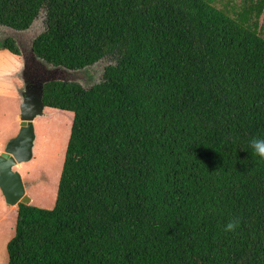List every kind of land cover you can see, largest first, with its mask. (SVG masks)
I'll return each mask as SVG.
<instances>
[{
    "label": "trees",
    "instance_id": "16d2710c",
    "mask_svg": "<svg viewBox=\"0 0 264 264\" xmlns=\"http://www.w3.org/2000/svg\"><path fill=\"white\" fill-rule=\"evenodd\" d=\"M40 15L37 60L110 63L43 83L71 125L54 203L16 204L5 264H264V0H0V25Z\"/></svg>",
    "mask_w": 264,
    "mask_h": 264
},
{
    "label": "rangeland",
    "instance_id": "374dc122",
    "mask_svg": "<svg viewBox=\"0 0 264 264\" xmlns=\"http://www.w3.org/2000/svg\"><path fill=\"white\" fill-rule=\"evenodd\" d=\"M42 16H38L26 30L0 25V40L11 36L21 51L20 56L4 48L0 50V142L18 131V81L15 71L19 68L21 57L25 61L24 54L35 62L34 57L29 54L30 41L43 29ZM36 61L32 67L38 66L43 78L74 80L84 87L98 82L104 66L110 63L108 59H102L81 70H68ZM71 120V112L45 107L44 114L33 120L34 140L30 159L13 166L21 177L30 203L38 207L51 208L54 203ZM16 212V206L6 204L0 193V264L7 261L5 244L14 232Z\"/></svg>",
    "mask_w": 264,
    "mask_h": 264
},
{
    "label": "water",
    "instance_id": "95a60500",
    "mask_svg": "<svg viewBox=\"0 0 264 264\" xmlns=\"http://www.w3.org/2000/svg\"><path fill=\"white\" fill-rule=\"evenodd\" d=\"M25 60L26 63L33 62V59L31 60L28 57H25ZM47 80L49 79L43 78V81H39L31 87L25 81L26 83L19 103L18 131L8 138L2 150H0V191L4 201L8 205H16L18 202L27 204L30 201L24 192L21 177L13 169V166L17 163L27 161L31 157L34 140L33 120L35 117L43 114L42 87L43 82Z\"/></svg>",
    "mask_w": 264,
    "mask_h": 264
},
{
    "label": "clouds",
    "instance_id": "9594fccd",
    "mask_svg": "<svg viewBox=\"0 0 264 264\" xmlns=\"http://www.w3.org/2000/svg\"><path fill=\"white\" fill-rule=\"evenodd\" d=\"M32 25V24H31ZM21 53V51L19 50V54ZM29 54L31 55V49L29 51ZM33 54V53H32ZM34 56V55H33ZM34 59L35 61L37 60V58L34 56ZM39 61V60H38ZM57 69V68H55ZM44 83V82H43ZM42 90H43V87H42ZM23 91V90H22ZM22 93V92H21ZM46 106L44 105V108ZM251 143V147L252 149L254 150V153L256 155H258L259 157L261 158H264V139H258V138H253L252 141L250 142ZM2 150V149H1ZM6 203V202H5ZM30 203V201H29ZM7 204V203H6ZM13 206H16V205H13ZM17 208V206H16ZM239 224V220H233V221H230L227 225H226V230L227 231H234L235 228L238 226Z\"/></svg>",
    "mask_w": 264,
    "mask_h": 264
},
{
    "label": "flooded vegetation",
    "instance_id": "af4514ba",
    "mask_svg": "<svg viewBox=\"0 0 264 264\" xmlns=\"http://www.w3.org/2000/svg\"><path fill=\"white\" fill-rule=\"evenodd\" d=\"M35 62L26 63V65L24 66L23 76L21 75V78L23 80V90L26 82H28L31 87L35 83H38L39 81H43L44 75L41 72H39V67L38 66L32 67L33 64H36Z\"/></svg>",
    "mask_w": 264,
    "mask_h": 264
},
{
    "label": "crops",
    "instance_id": "0c3cea01",
    "mask_svg": "<svg viewBox=\"0 0 264 264\" xmlns=\"http://www.w3.org/2000/svg\"><path fill=\"white\" fill-rule=\"evenodd\" d=\"M0 50H3V49H0ZM11 53V52H10ZM33 54H31V56H32ZM20 56H21V53H20ZM26 57V55L24 54V58ZM9 60H11L10 58H9ZM32 62V61H31ZM26 63V60L24 61L23 60V58L21 57V63H20V65L18 66L19 68L18 69H16L17 71H15V78L17 79V81H18V84H17V86H16V92H17V97H18V101H19V103H20V101H21V92H22V90H23V80H22V78H21V75L23 76V69H24V66L26 65L25 64ZM18 113H19V104H18ZM18 117V116H17ZM18 120H19V118H18ZM17 132V131H16ZM15 134V133H14ZM14 134H12L11 136H13ZM11 136H9L8 138H10ZM8 138L5 140V141H3V142H0V146L2 147V146H4V144H5V142L8 140ZM1 150V149H0ZM1 193V192H0ZM4 206V205H3ZM4 207H6V206H4ZM4 207L2 208V209H4ZM1 209V210H2Z\"/></svg>",
    "mask_w": 264,
    "mask_h": 264
},
{
    "label": "bare ground",
    "instance_id": "6f19581e",
    "mask_svg": "<svg viewBox=\"0 0 264 264\" xmlns=\"http://www.w3.org/2000/svg\"><path fill=\"white\" fill-rule=\"evenodd\" d=\"M43 114H44V110H43ZM43 114H42V115H43Z\"/></svg>",
    "mask_w": 264,
    "mask_h": 264
}]
</instances>
